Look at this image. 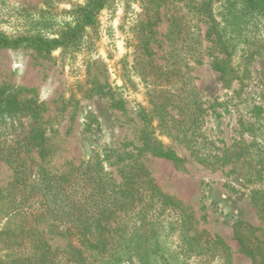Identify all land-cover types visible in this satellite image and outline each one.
<instances>
[{"label":"rangeland","instance_id":"rangeland-1","mask_svg":"<svg viewBox=\"0 0 264 264\" xmlns=\"http://www.w3.org/2000/svg\"><path fill=\"white\" fill-rule=\"evenodd\" d=\"M192 1L177 0L160 11L161 22L153 28L156 42L151 48L155 63L161 69H169L166 34L170 16L178 12L186 14L188 19L197 23L201 37L206 30L207 25L198 21L201 16L195 13L200 2L206 0H195L194 5ZM82 2L0 0V34L11 39L57 38L67 24H74L68 11ZM146 4L147 0H109L97 16L95 26L83 33L78 48H58L49 54L37 52L26 44L17 48H0V87L8 86L14 91L25 89L18 98L36 100L45 130L44 156L39 157L35 149L23 155L27 176L34 182L41 169L58 174L74 173L75 169L98 157L114 182L120 183L130 165L138 160L164 194L179 200L192 213L196 230L223 240L230 248L233 264H252L240 251L232 225L238 220L248 223L256 229L257 237L264 231V222L250 201L252 192L264 187V170L261 180H248L250 168L241 162L212 168L201 164L183 141L185 132L190 134L193 129H187L184 125L187 117L180 115L179 111L183 108V101H196L199 107L195 130L214 142L219 149L215 151L217 154L233 143L247 144L251 156L258 153L263 164L264 38L259 34L254 47L251 46L259 54L247 61L238 73L226 76L228 87L223 86L220 74L210 67L211 58L206 56L203 65L193 66L188 71L189 78L171 84L180 94L181 88L194 90L197 98L190 96L176 101L175 107H168L169 116L162 123L154 112L151 92L158 82L143 79L133 68L135 34L147 21ZM240 45L243 46L241 42ZM243 48L247 49V46ZM241 53L239 47L232 54L233 66L240 61ZM140 108H144L152 119L148 130L139 115ZM179 115L183 123L173 121L174 118L180 119ZM148 131L163 147L173 150L180 161L173 164L138 152L142 136ZM126 153L128 157H125ZM121 156H124L122 161ZM12 181V167L0 161V195L6 197L0 198V264L18 253L15 247H8L14 238L2 234L3 231H17L24 219L14 212L11 197L6 196L11 194ZM37 229L53 248L66 244L46 222L38 224ZM176 240L174 235L166 236L164 229L161 241L167 250L175 248ZM167 261L169 264H184L183 259L174 255ZM120 264L141 263L133 257ZM186 264L198 262L194 259ZM210 264H220V261L215 259Z\"/></svg>","mask_w":264,"mask_h":264},{"label":"trees","instance_id":"trees-1","mask_svg":"<svg viewBox=\"0 0 264 264\" xmlns=\"http://www.w3.org/2000/svg\"><path fill=\"white\" fill-rule=\"evenodd\" d=\"M108 1L83 0L81 4L74 5L68 11L74 24H67L57 38L11 39L0 34V48H17L26 44L46 54L58 48H78L83 33L95 26L97 16ZM175 1L147 0L143 7L147 21L135 34L133 46L134 70L143 79L158 82L151 92L154 112L162 123L169 116V106L175 107L176 101L190 96L197 98L194 90L181 88L180 94L171 84L188 77V71L193 66L203 65L206 56L211 58L210 67L220 74L223 86L228 87L226 76L238 73L247 61L258 55V50L251 46L254 47L259 34L264 38V0H206L200 2L195 12L201 16L198 21L207 25L202 37L197 23L188 19L186 14L178 12L168 18L169 69H161L155 63L151 48L156 42L153 28L161 22V9L168 4L174 5ZM239 42L247 49L239 46ZM239 47L242 51L240 61L233 66L232 54ZM166 85L170 86L163 90ZM24 90L0 87V161H5L13 169L11 194L6 196L11 197L14 212L24 218L17 231L5 230L2 233L14 238L8 247L13 246L18 251L4 264H120L133 257L141 264H169L167 258L173 255L183 259L184 264L194 259L198 264H210L215 259L220 264H233L230 248L223 240L196 230L192 213L179 200L164 194L138 160L130 165L120 183L114 182L98 157L75 169L74 173L58 174L41 169L32 182L27 176L23 155L35 149L42 158L46 137L36 100L18 98ZM183 93H187L185 97ZM197 106L194 100L191 103L183 101V108L179 111L180 115L187 117L184 124L187 129H193L190 134L185 132L183 135L191 154L211 168L241 162L250 168L248 180H261L264 163L258 153L251 156L249 145L233 143L217 154L215 151L219 149L214 142L196 132ZM139 115L147 130L151 128L152 119L144 108H140ZM180 115V119L174 118L173 121L183 123ZM138 152L173 164L180 161L173 150L163 147L149 131L143 134ZM128 156L126 153L125 157ZM119 159L124 160V156ZM0 198L6 197L0 195ZM250 201L264 222V187L254 190ZM43 222L66 242L63 247L53 248L44 239L37 229V225ZM164 229L166 236L174 235L177 239L172 251L167 250L161 241ZM255 230L240 220L232 225L240 251L252 264H264V231L257 237Z\"/></svg>","mask_w":264,"mask_h":264}]
</instances>
